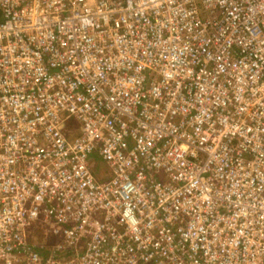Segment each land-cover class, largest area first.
Instances as JSON below:
<instances>
[{
    "label": "built area",
    "instance_id": "obj_1",
    "mask_svg": "<svg viewBox=\"0 0 264 264\" xmlns=\"http://www.w3.org/2000/svg\"><path fill=\"white\" fill-rule=\"evenodd\" d=\"M0 264H264V0H0Z\"/></svg>",
    "mask_w": 264,
    "mask_h": 264
}]
</instances>
